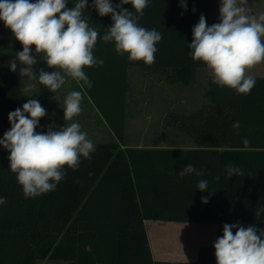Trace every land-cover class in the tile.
I'll use <instances>...</instances> for the list:
<instances>
[{"label":"trees","instance_id":"trees-1","mask_svg":"<svg viewBox=\"0 0 264 264\" xmlns=\"http://www.w3.org/2000/svg\"><path fill=\"white\" fill-rule=\"evenodd\" d=\"M78 0H68L74 7ZM119 4L120 0H111ZM83 12L90 26L99 29L93 49L99 67L84 68L92 87H83L116 137L115 142H92L91 159L81 157L77 170L65 166L66 175L54 191L26 198L16 174L10 171V153L0 146V264H38L50 259L58 264H216L214 247H202L194 263L155 262L145 221L217 225L218 237L225 223L264 229V78L254 77L247 95L212 83L210 101L196 112L171 115L168 125L193 138L194 148H122L126 143L129 69L138 67L158 74L170 84L195 85L206 68L193 61L188 44L192 28L203 14L210 24L212 0H149L137 21L162 34L156 44L155 62L130 61L118 55L114 43L102 36L113 21L92 7ZM123 8L132 11L131 4ZM8 46L16 51H8ZM22 51L11 30L0 21V139L11 127L8 114L20 108L23 81L9 61ZM36 70L43 69V54H36ZM83 82H81L82 84ZM65 121L66 126L74 121ZM239 122V129L233 124ZM42 118L37 132H47ZM250 144L245 147L242 140ZM191 163L203 175L181 178ZM235 165L244 175L228 177L225 168ZM200 180L208 181L201 192ZM207 197L208 202H202ZM236 229H233L235 234Z\"/></svg>","mask_w":264,"mask_h":264},{"label":"clouds","instance_id":"clouds-1","mask_svg":"<svg viewBox=\"0 0 264 264\" xmlns=\"http://www.w3.org/2000/svg\"><path fill=\"white\" fill-rule=\"evenodd\" d=\"M244 2L221 0L220 22L211 26L201 14L192 28L193 39L188 48L193 61L202 62L210 70L213 84L247 95L256 83L247 73L264 62V14L259 17L246 14L241 6ZM148 3L149 0H120L119 4H113L111 0H93L92 7L99 16L110 15L113 21L102 36L103 42L114 43L116 53L128 54L130 61L151 65L155 62L156 44L162 34L137 23ZM67 4L68 0H0V21L22 45V51L9 61L10 71L17 72L19 61L21 77L37 80L52 93L66 83V77L75 80L82 89L85 85L91 88L92 82L84 68L104 64V60L93 55L100 37L99 29L90 26L89 17L83 16L88 0H78L71 8ZM126 4L132 5L136 15L123 8ZM181 7L186 9V0H181ZM33 46L36 54H43V61L49 68L60 69L64 74L55 70L37 71L38 60L32 54ZM31 88L32 85H28L25 91ZM82 98L81 91H72L66 96L64 121H72L81 113ZM45 115L46 110L39 101L29 99L22 108L9 112L11 127L0 139V146L10 153V171L16 174L26 198L54 191L66 175L65 166L77 170L81 157L91 159L90 153L95 151L94 144L77 122L58 130L50 125L47 132H37L39 121ZM239 127V122L233 124L234 129ZM242 144L247 147L250 141L244 138ZM225 171L230 178L244 175L235 165H227ZM192 173L203 175L202 170H197L191 163L178 175L183 178ZM197 188L201 192L207 191L208 181L200 180ZM202 202L207 203V197L202 198ZM5 203L6 198L0 197V204ZM261 211L264 209L256 211L257 218ZM233 229H236L235 234ZM213 247L216 264H264V229H257L255 225L245 227L239 221L225 223L223 234Z\"/></svg>","mask_w":264,"mask_h":264},{"label":"rangeland","instance_id":"rangeland-1","mask_svg":"<svg viewBox=\"0 0 264 264\" xmlns=\"http://www.w3.org/2000/svg\"><path fill=\"white\" fill-rule=\"evenodd\" d=\"M258 0H250L248 3H244L241 5L245 8L246 14L254 15L259 17V15L264 14V0L261 3L257 2ZM263 2V3H262ZM220 4L221 0H212L211 10H210V24L211 26L214 23L220 22ZM43 70L46 72L61 71L63 75V71L60 69H51L46 63L43 61ZM134 70H143L138 67L130 68V75ZM154 78L157 81L149 78H145V82L140 80L139 84H136V74L128 79V96H127V129H126V141L127 139L132 141L134 144H138L141 141L145 143H149L152 140H162L164 137H169L168 139L175 144L181 145L186 144V137L183 133L178 131L175 127L168 125L167 120L171 119V115H183V114H191L194 111L198 110L201 106H206L208 102H182L189 101L193 96H198L201 99H208V92L206 90V79L211 75L210 70L202 69L200 70L198 77L199 81L196 85H186L183 83L170 84L166 82L164 77L152 73ZM146 75V73H145ZM159 80V81H158ZM160 81H164L165 86L160 83ZM23 87V96L21 102L22 105L27 102V98L25 96V89L27 85L34 84L37 87V91L41 92L44 89L48 93H52L45 86L39 84L37 80H29L27 79L26 83H24ZM167 86V87H166ZM197 86V87H196ZM143 87V88H142ZM72 91H81L82 92V101H81V113L77 116L76 122L81 125V130L87 133V139L91 142H103L106 143L109 140L98 139V134L107 135L110 132V128L105 122L104 118L95 107L93 101L90 99L86 90L80 87L70 77H66V83L57 91L60 96L59 100L54 105L55 108L51 109L49 106L46 108L45 102H39L41 105L45 106L46 115L51 116L54 112L57 113V106L62 105L66 96ZM56 92L52 93L55 94ZM136 94V98H134ZM36 94L32 99H36ZM31 99V98H30ZM37 100V99H36ZM92 102V103H90ZM174 107V108H173ZM27 115V114H26ZM166 115V116H165ZM100 116V117H99ZM165 116V117H164ZM101 118V119H100ZM164 120L162 121V119ZM63 119L56 116V120L46 121V125L53 126V128L60 126L63 124ZM75 122V121H74ZM47 126V127H48ZM103 135V136H104ZM198 228H209L210 232H213L216 226H204V225H196ZM208 229V230H209ZM193 233L192 237L199 235L201 230H189L185 229L184 233L191 232ZM210 232H208L210 234ZM201 235V234H200ZM182 238L185 235H181ZM188 236V235H187ZM194 239V238H193ZM212 240V238H211ZM188 242V241H187ZM209 243L211 241L209 240ZM208 243V244H209ZM38 264H58L57 261H53L50 259L40 261Z\"/></svg>","mask_w":264,"mask_h":264},{"label":"crops","instance_id":"crops-1","mask_svg":"<svg viewBox=\"0 0 264 264\" xmlns=\"http://www.w3.org/2000/svg\"><path fill=\"white\" fill-rule=\"evenodd\" d=\"M261 1L262 0H258L257 2L261 3ZM32 2H35V0H32ZM248 2H250V0H248ZM248 2H247V0H245V3H248ZM245 3H244V5H245ZM6 50L16 51V49L14 47H11V46H8L6 48ZM203 69H206V68H203ZM145 73H146V75H145ZM134 74H136V84L137 85L139 84L140 80L145 82V78H149V79H153V80L157 81V79L154 78L152 72H148L146 70H134L131 73V75L129 72L130 78H132V76ZM247 74L252 76V77L264 78V62L254 66L252 69L249 70V72ZM210 76H212V74L209 75V77ZM26 81H27V79L23 81L22 91H23V87L25 85L24 83H26ZM160 83L165 86L164 81H160ZM29 85H32V88L29 91H26V93H25L27 100H29L30 98L32 99L36 94L37 95L36 99L39 102H41V103L45 102L47 104L46 108H48V106L51 109L55 108L54 105L56 104V102L60 98L57 91L55 94L48 93L45 89L41 92H38L37 87H35L34 84H29ZM27 87H28V85H27ZM128 89H129V86H128ZM206 90L208 92L207 94L209 97L207 100L201 99L198 96H195V97L193 96L189 101H182V102H211L210 96H209L210 95L209 89H208V79H206ZM22 96H23V93L21 94V102H22ZM134 98H136V94H135ZM90 103H92V102H90ZM42 107L45 108L44 105H42ZM57 107H58L57 113L54 112L51 116L47 115V117L44 116L42 118V122H43V125L45 127L48 126V125H46V121L56 120V116H59V118L63 119V117H64V110H63L64 103L62 105H58ZM20 108H21V103H20ZM196 111H194V112H196ZM186 115H188V114H186ZM76 118H77V116H75V119H74L75 122H76ZM163 120H164V118L162 119V121ZM55 128H57V127H55ZM82 132H84V131H82ZM103 135L104 134H98V139L99 140H102V139L109 140L106 143L116 141V137L112 133L111 129H110L109 134L104 135V136ZM184 135L186 137V141H189V142H186V144H181V145L175 144L168 139L169 137H164L160 141L152 140L149 143H145L146 141L145 142L141 141L138 144H134V143H132V141L130 142V140L127 139V141L125 143V147H122V148L123 149L124 148H141V149L142 148H168L170 146L194 148L196 146V143L193 140V138H191L190 136H188L186 134H184ZM99 143H103V142L100 141ZM192 224H195V223H191V222H189V223H177V222H163V221H145L147 236H148L149 245H150L153 260L155 262H162L163 261V262H172V263H194L198 259L200 248H202V247H213L214 242L218 238V227H217V225H214V226H216L215 230L213 232H210L209 228L204 227L201 229V228H198V226H193ZM196 225H201V224H196ZM204 226H211V225H204ZM185 229L196 230V231L200 229L201 235L199 234V235L192 237V235H193L192 231L185 234L184 233ZM208 232H210V234ZM182 234L185 235L184 238H182V236H181ZM211 238H212V240H211ZM209 240L211 241V243H209ZM45 260H47V259H45Z\"/></svg>","mask_w":264,"mask_h":264}]
</instances>
